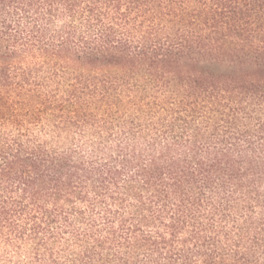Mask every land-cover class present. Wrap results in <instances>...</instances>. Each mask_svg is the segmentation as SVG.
I'll use <instances>...</instances> for the list:
<instances>
[{
	"label": "trees",
	"instance_id": "1",
	"mask_svg": "<svg viewBox=\"0 0 264 264\" xmlns=\"http://www.w3.org/2000/svg\"><path fill=\"white\" fill-rule=\"evenodd\" d=\"M0 264H264V0H0Z\"/></svg>",
	"mask_w": 264,
	"mask_h": 264
}]
</instances>
